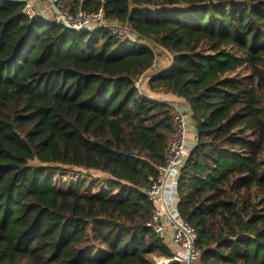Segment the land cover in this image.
<instances>
[{
  "label": "trees",
  "instance_id": "1",
  "mask_svg": "<svg viewBox=\"0 0 264 264\" xmlns=\"http://www.w3.org/2000/svg\"><path fill=\"white\" fill-rule=\"evenodd\" d=\"M23 7L0 0V264L169 258L146 189L176 106L195 135L178 208L196 264H264V0L69 4L102 7L133 40Z\"/></svg>",
  "mask_w": 264,
  "mask_h": 264
},
{
  "label": "built area",
  "instance_id": "2",
  "mask_svg": "<svg viewBox=\"0 0 264 264\" xmlns=\"http://www.w3.org/2000/svg\"><path fill=\"white\" fill-rule=\"evenodd\" d=\"M48 1L47 5L51 7L53 15L47 18L54 22H60L71 29L79 31L90 29L87 27L86 22L97 21L99 23L98 27H108L113 33L123 35L131 40L134 39L127 32L128 35L124 34L122 28L117 26L116 23L102 24L104 19L102 7H99L96 11L79 10L76 14H71L69 11H62L63 9L56 7L58 0ZM23 9L25 14L30 17L38 14L33 10V0H26ZM69 14L79 19V23L69 25L67 21ZM175 108V131L172 140L165 153L164 162L158 167L157 175L151 179V183L146 189V196L152 204L149 225L166 244L171 254L169 258L158 259L157 264L174 262L196 264L199 256V250L196 247L197 231L181 217L178 208L179 176L192 147L188 138L190 123L187 110L177 106Z\"/></svg>",
  "mask_w": 264,
  "mask_h": 264
},
{
  "label": "rangeland",
  "instance_id": "3",
  "mask_svg": "<svg viewBox=\"0 0 264 264\" xmlns=\"http://www.w3.org/2000/svg\"><path fill=\"white\" fill-rule=\"evenodd\" d=\"M47 1L48 0H33V10L36 13H38L39 15L44 16V17L52 16L53 15V11L51 10V7L47 5ZM71 1L72 0H58V2L56 3V7L63 9L62 11H65V10L68 11V7H69V4L71 3ZM67 21H68L69 25H75L76 23H79V19H77L76 17H72L70 14H69V18L67 19ZM106 23L107 24H111L110 21H108L107 19L104 18L102 24H106ZM86 24H87V27L90 28V29L97 28L98 25H99V23L97 21H88V22H86ZM122 30L124 31V34L128 33L126 30H124V29H122ZM128 34H130V33H128ZM157 54L158 55H157V59H156V64L159 67H161V68L168 67L169 61H170V58H171L170 55L167 52H164V51H157ZM151 72H152V70H148L145 73L144 79L146 78V75L151 73ZM143 87L144 86L142 85V88ZM150 93L153 94L152 92H150ZM157 97H159V98L165 97L168 100H172L173 99L171 94H166L164 96L162 94H158ZM98 175H100V174H98Z\"/></svg>",
  "mask_w": 264,
  "mask_h": 264
},
{
  "label": "crops",
  "instance_id": "4",
  "mask_svg": "<svg viewBox=\"0 0 264 264\" xmlns=\"http://www.w3.org/2000/svg\"><path fill=\"white\" fill-rule=\"evenodd\" d=\"M188 138H193V140H194V138H195V135L193 134V131H191V129H190V127H189V131H188Z\"/></svg>",
  "mask_w": 264,
  "mask_h": 264
},
{
  "label": "water",
  "instance_id": "5",
  "mask_svg": "<svg viewBox=\"0 0 264 264\" xmlns=\"http://www.w3.org/2000/svg\"><path fill=\"white\" fill-rule=\"evenodd\" d=\"M15 1H24V0H15Z\"/></svg>",
  "mask_w": 264,
  "mask_h": 264
}]
</instances>
